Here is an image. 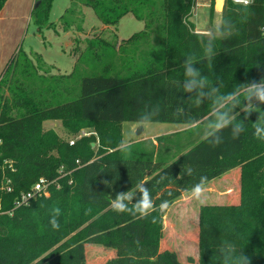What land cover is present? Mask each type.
I'll use <instances>...</instances> for the list:
<instances>
[{
  "label": "trees",
  "instance_id": "trees-1",
  "mask_svg": "<svg viewBox=\"0 0 264 264\" xmlns=\"http://www.w3.org/2000/svg\"><path fill=\"white\" fill-rule=\"evenodd\" d=\"M4 2L0 0V9ZM36 2L32 12L41 23L47 20L53 0ZM78 2L80 7L90 8L106 27L115 29L122 17L131 14L142 23V29L119 42L97 38L82 49L76 46L77 59L89 64L94 73L79 77V91L77 88L74 95L69 84L70 79L76 83L74 73L67 77L46 75L27 54L25 65L19 66L12 55L4 66L0 73V187L9 177L13 188L11 192L0 190V264H80V247L85 244L120 245L148 254L136 252L137 261H132L136 264H165L166 260L167 264H179L174 252L157 253L167 210L161 212L159 205L162 201L172 205L190 192L201 176L207 177L210 185L237 167L238 200L200 208L197 264H221L217 252L221 248L227 252L231 243L244 249L252 264H264V142L251 134L257 114L246 121V131L239 139L232 140L225 131L224 143L212 147L187 123L195 120L203 127L211 105L196 106L187 99L194 93L182 89L187 57L199 61L192 66L211 84L219 77L224 92L264 77V0H253L246 7L224 0L219 26L207 34L196 32L189 20L194 0ZM216 4L219 8L221 0ZM222 25L231 30L230 35L221 36ZM206 41L215 43L211 65L202 58ZM115 48L121 52L118 66L113 59ZM36 59L41 62L40 57ZM101 61L105 65L98 73ZM144 103H159L161 111L155 121L188 127L157 136L155 145L141 141L120 147L121 122L138 124ZM178 106L184 108L186 117L175 115ZM49 120L59 121L68 136L76 135L82 127L94 129L89 132L96 135L81 137L70 145L54 129L44 127ZM94 136L100 149L109 146L111 150L92 156L88 140ZM121 148H131L130 154ZM5 160L12 161L14 171L7 168ZM188 166L192 175L184 172ZM40 177L56 183L49 186V196L14 208L15 198ZM140 183L149 188L155 210L147 217L114 212L111 202L116 195L136 192ZM139 195L136 192L133 199ZM53 207L61 209L59 230L49 223ZM116 249L117 253L120 248Z\"/></svg>",
  "mask_w": 264,
  "mask_h": 264
},
{
  "label": "rangeland",
  "instance_id": "rangeland-1",
  "mask_svg": "<svg viewBox=\"0 0 264 264\" xmlns=\"http://www.w3.org/2000/svg\"><path fill=\"white\" fill-rule=\"evenodd\" d=\"M78 1L53 0L47 20L38 23L37 15L32 12L36 0H5L0 9V73L12 55L17 58L15 62L19 66L23 62L25 65L27 54L33 59L36 68L46 75L67 77L74 73L72 77L75 78L76 83H71V79L69 80V84L74 88L71 94L74 95L77 93V88L79 91V77L94 73L89 64L77 59V53L74 52L76 46L82 49L88 41L97 38L105 42L115 38L119 42L142 29V23L131 14H127L122 17L114 31L113 27L102 25L90 8L80 7ZM203 3L204 6H202ZM212 8L214 9V0H194L189 20L196 25L197 30L207 29L209 33L219 26L221 14L216 15L214 12L211 14ZM70 22L73 23L68 30H63V27ZM114 51L113 59L118 66L121 62V52L119 48H115ZM36 57H40L41 62H38ZM104 65V61H101L98 73L102 72ZM136 124L129 121L121 122L119 132L123 143L121 142L120 147L153 140L143 139L145 136L170 134L188 127L182 123L154 121L151 125L144 127V131L136 134L138 128ZM44 127L54 129L65 140L78 136L81 131L94 130L82 127L76 135L68 136L59 121H45ZM88 142L93 148L92 156L99 154L100 150H111L108 149L111 147L104 145L106 148L100 149L97 137L89 139ZM239 174L240 170L237 167L228 176L223 175L210 185L206 184L203 203L194 199L191 192H187L170 205L163 216V239L157 253L171 251L174 252L173 255L179 264H197V225L200 208L206 205L236 202L240 189ZM226 181L232 188H222V185L228 183H224ZM213 185L219 188L208 191V187ZM227 189H229L228 193ZM218 192L225 194V197H220ZM116 248H120L117 253ZM136 252L140 256H148L136 248L126 246L85 244L80 247V264H136L132 262L137 261ZM157 256L153 258L156 259ZM166 262L168 261L166 260L165 264Z\"/></svg>",
  "mask_w": 264,
  "mask_h": 264
},
{
  "label": "clouds",
  "instance_id": "clouds-1",
  "mask_svg": "<svg viewBox=\"0 0 264 264\" xmlns=\"http://www.w3.org/2000/svg\"><path fill=\"white\" fill-rule=\"evenodd\" d=\"M238 3L246 7L252 4L253 0H238ZM219 31L222 37H226L231 33V30L226 29L224 25L221 26ZM215 55L214 41H206L202 58L207 59L211 65ZM197 62L199 61L192 57L186 58L183 66L184 80L182 89L184 93H194L193 95H188L187 99L192 101L196 106L199 107L205 103H209L211 105V112L203 127L195 120H188L189 126L201 132L208 144L212 147H217L224 143L225 131L229 133L232 140L239 139L246 131V121H249L251 115L256 113L255 121L251 122V134L256 140L264 142V77L259 81L252 80L237 84L232 91L224 92L222 91L224 87L222 80L217 77L216 83L211 84L207 76L201 75L200 69L192 66ZM217 82L219 86H217ZM253 101L256 102L253 103ZM160 111L159 103H144L143 110L137 118L138 127L142 129L147 125H151L160 115ZM241 113L244 114L243 118H241ZM175 115L177 117H186L187 113L182 106H178L175 110ZM237 116L240 119H237ZM121 151L130 154L131 148H121ZM184 172L187 175H192L193 169L188 166L184 168ZM206 183L207 177L201 176L199 182L194 184L190 189L192 197L201 203H203L202 198L206 190ZM136 192L140 195L139 199L134 200L133 197ZM136 192L128 190L118 193L116 198L111 202L112 210L117 214L127 213L141 217L149 216L156 208L149 188L145 184L140 183L137 185ZM168 207L169 202L162 201L159 205V210L163 212ZM60 215L61 209L59 207H53L50 210L49 223L54 230H59L60 228L58 219ZM217 256L221 264H252L251 257L245 253L244 249L238 248L233 243L228 246L227 252L223 248L219 249Z\"/></svg>",
  "mask_w": 264,
  "mask_h": 264
},
{
  "label": "built area",
  "instance_id": "built-area-1",
  "mask_svg": "<svg viewBox=\"0 0 264 264\" xmlns=\"http://www.w3.org/2000/svg\"><path fill=\"white\" fill-rule=\"evenodd\" d=\"M235 3H238V0H233ZM90 135H96L95 132H86L81 131L78 136L71 138L69 140V144L72 145L74 142L81 137H86ZM1 144V140H0ZM4 164L7 165V168L10 169V171H14L13 163L11 160H5ZM4 182H1L0 190L5 192H11L12 191V185H11V179L9 177H6ZM51 184H56L55 181H50L45 177H40L35 183L32 184V186L26 191L20 193L18 197L15 198L13 202V207L18 208L21 206H26L30 203L31 200L36 199L41 196L48 197L49 196V186ZM58 187V185H57ZM2 213V210H0V214Z\"/></svg>",
  "mask_w": 264,
  "mask_h": 264
},
{
  "label": "crops",
  "instance_id": "crops-1",
  "mask_svg": "<svg viewBox=\"0 0 264 264\" xmlns=\"http://www.w3.org/2000/svg\"><path fill=\"white\" fill-rule=\"evenodd\" d=\"M223 4H224V0H223V2H221V5L219 6V8L216 6L217 4H216V0H214V13H216V15H220L221 14V11H222V8H223ZM205 4L203 3L202 4V6H204ZM195 25V24H194ZM195 27H196V25H195ZM195 30H196V32H198V33H204V34H207L208 33V30L207 29H202V30H200L199 31V29L197 30L196 28H195ZM126 39V38H125ZM138 124H136V126H137ZM142 131H144V128H143V130ZM179 131V130H178ZM170 133H172V132H170ZM162 135V134H161ZM157 136H159V135H151V136H149V137H147V136H145V137H143V139H148V138H151V139H153L152 141H153V143L154 144H156V141L154 140ZM234 170V169H233ZM232 171V170H231ZM231 171H229L228 173H225L224 174V176H228L229 175V173L231 172ZM221 177H223V175L221 176ZM220 177V178H221ZM216 181V180H215ZM214 181V182H215ZM228 181H226V182H224V183H227ZM209 188V190L208 191H214L213 190V188H219L218 186L217 187H215L214 185L213 186H210V187H208ZM222 188H232L231 186H230V184H229V182L227 183V184H224V185H222ZM226 192L228 193L229 192V189H227L226 190ZM219 193V195H220V197H225V194H220V192H218Z\"/></svg>",
  "mask_w": 264,
  "mask_h": 264
},
{
  "label": "water",
  "instance_id": "water-1",
  "mask_svg": "<svg viewBox=\"0 0 264 264\" xmlns=\"http://www.w3.org/2000/svg\"><path fill=\"white\" fill-rule=\"evenodd\" d=\"M37 5V2H36V4H35V6ZM143 130V128L141 129V128H137V131H136V134H139L141 131Z\"/></svg>",
  "mask_w": 264,
  "mask_h": 264
}]
</instances>
